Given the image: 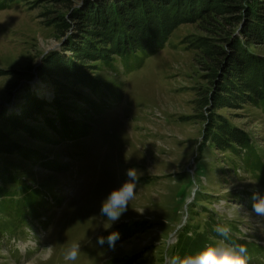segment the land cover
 <instances>
[{"label": "rangeland", "instance_id": "1", "mask_svg": "<svg viewBox=\"0 0 264 264\" xmlns=\"http://www.w3.org/2000/svg\"><path fill=\"white\" fill-rule=\"evenodd\" d=\"M49 17H55L50 6L31 9L16 2L0 11V112L7 108L18 113L28 89L51 101L53 90L40 68L43 58L59 51L65 38L60 39L58 23L46 24ZM191 35L217 44L198 26H182L163 50L136 54L129 71L123 72L116 62L118 72L108 68L97 72L104 83L115 86L120 98L97 113L77 103L86 112L68 117L87 125L86 134L79 126L70 127L73 133L63 137L46 130L49 142L40 143L12 132L14 140L43 153L53 168L15 155L1 159L22 179L40 187L48 204L39 210V222L20 229L21 240L0 239V264H122L129 258L134 259L132 264H172L171 248L194 199L202 206L195 208L193 226L203 224L207 214L201 211L214 210L225 222L235 223L248 241L264 246V217L226 198L228 191L236 196L264 195V188L250 173H230L222 155L206 145L198 151L205 123L200 116L208 119L212 108L206 96L212 75L200 69L206 66L201 56L181 45ZM258 52L264 55V48ZM219 113L255 138L264 155V114L253 108ZM127 169L138 172L136 195L120 220L108 228L110 221L98 216L99 206L127 179ZM136 223H144L145 229L129 239L120 235L121 226ZM112 231L120 236L114 249L96 244L97 236ZM73 243L81 245L80 254L77 261L67 262L64 252Z\"/></svg>", "mask_w": 264, "mask_h": 264}, {"label": "trees", "instance_id": "2", "mask_svg": "<svg viewBox=\"0 0 264 264\" xmlns=\"http://www.w3.org/2000/svg\"><path fill=\"white\" fill-rule=\"evenodd\" d=\"M16 2L31 9L50 6L55 17H49L46 24L54 27L58 23L60 39H65L59 51L53 50L43 58L40 68L41 77L53 90L51 101L28 89L18 113L7 108L0 112V239L21 240L22 228L28 222H39V210L48 204L40 187L22 179L1 159L15 155L45 169L53 168L43 153L14 140L12 132L40 143L49 142L46 130L63 137V133H73L70 127L79 126L86 134L87 125L68 117L69 113L86 112L77 103L97 113L110 100L120 98L115 86L104 83L96 73L104 68L118 72L116 62L123 72L129 71L130 60L136 54L146 56L148 51L153 55L163 50L182 26H198L217 42L211 44L206 37L193 35L181 41L186 51L201 56L206 66L200 69L212 75L206 91L212 108L207 111L208 119L200 116L205 123L198 151L201 153L206 145L222 155V164H227L230 173H250L264 188V155L255 138L233 125L228 115L219 113L222 109L229 112L253 108L264 114V55L258 52L264 48V0H0V11ZM27 122L42 126L31 127ZM252 197L253 193L226 194L227 199L245 204L248 210L252 208ZM200 206L196 199L188 205V219L176 234L171 258L185 260L206 247L225 246L213 229L227 223L232 231L226 243L245 247L247 264L264 260V246L248 241L235 223L225 222L214 210L201 211L207 214L203 224L193 226L191 221L198 214L195 208ZM40 224L45 225L37 226ZM120 228V235L126 239L145 229L144 223ZM132 261L129 258L122 264Z\"/></svg>", "mask_w": 264, "mask_h": 264}, {"label": "clouds", "instance_id": "3", "mask_svg": "<svg viewBox=\"0 0 264 264\" xmlns=\"http://www.w3.org/2000/svg\"><path fill=\"white\" fill-rule=\"evenodd\" d=\"M137 173L136 169H127L125 173L127 179L118 187L109 191L101 201L98 216L110 221L108 228L120 220L121 216L128 210L129 202L135 198ZM252 199V213L264 217V195L254 193ZM239 207L237 205V208ZM213 230L218 237L222 238L221 240L225 242V246L206 247L195 256L185 260L175 259L172 261V264H246L245 247L235 243H226L230 241L231 227L227 223H219L214 226ZM119 239V233L112 231L107 236H97L96 244L101 247L107 244L109 249H114L116 241ZM80 247L79 243H73L68 247L64 252V260L67 262L77 261Z\"/></svg>", "mask_w": 264, "mask_h": 264}, {"label": "water", "instance_id": "4", "mask_svg": "<svg viewBox=\"0 0 264 264\" xmlns=\"http://www.w3.org/2000/svg\"><path fill=\"white\" fill-rule=\"evenodd\" d=\"M56 46V45H55Z\"/></svg>", "mask_w": 264, "mask_h": 264}]
</instances>
